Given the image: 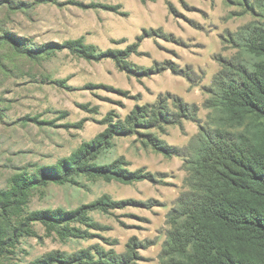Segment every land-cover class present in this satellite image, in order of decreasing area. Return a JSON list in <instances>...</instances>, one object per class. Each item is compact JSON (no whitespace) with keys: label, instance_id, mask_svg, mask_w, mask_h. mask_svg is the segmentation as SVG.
<instances>
[{"label":"rangeland","instance_id":"1","mask_svg":"<svg viewBox=\"0 0 264 264\" xmlns=\"http://www.w3.org/2000/svg\"><path fill=\"white\" fill-rule=\"evenodd\" d=\"M251 24L264 26V0H0V37L42 52L35 60L0 43V190L9 188L14 174L53 165L93 140L109 127L110 114L116 123L160 98L178 111L175 97L197 110L196 120L116 136L100 160L123 157L127 169L150 172L153 180L124 184L82 177L78 185L34 189L29 211L76 209L103 195L125 204L93 212L100 229L87 240L48 237L38 223L36 236L22 238L0 264H28L54 250L72 254L95 246L123 253L132 238L140 243L134 264H167L162 253L172 230L168 215L196 192L194 163L208 136L224 125L212 103L238 71L261 60L244 47ZM146 30L151 36L130 61L152 68L150 74H130L110 58L88 62L67 50L46 51L79 38L102 52L125 49ZM148 134L181 154L156 150Z\"/></svg>","mask_w":264,"mask_h":264},{"label":"trees","instance_id":"2","mask_svg":"<svg viewBox=\"0 0 264 264\" xmlns=\"http://www.w3.org/2000/svg\"><path fill=\"white\" fill-rule=\"evenodd\" d=\"M104 7L118 10V7ZM245 30V50L261 60L251 70L238 71L212 103L224 125L208 136L194 163L196 192L187 194L168 215L172 230L162 253L167 264H264V26L251 24ZM150 34L146 30L137 43L125 49L102 52L79 38L62 45L52 44L46 51L50 54L57 48L67 50L88 62L110 58L125 72L150 74L152 68L144 69L130 61L144 37ZM0 43H9L16 52L35 60L42 56L40 50H30L14 37L2 36ZM174 102L178 111H172L168 101L160 98L158 103L137 106L125 120L116 123L110 114L106 119L109 127L68 157L53 165L14 174L9 188L0 190V258H6L22 238L36 236L34 226L38 223L48 237L56 236L61 241L90 239L91 230L100 229L91 214L121 208L124 201L103 195L76 209L29 211L33 190L51 183L78 185L82 177L124 184L153 180L150 172L127 169L123 157L108 164L100 160L114 147L116 136L131 135L139 128L164 129L167 125L180 124L183 118L196 120V106L176 97ZM189 112L191 115H187ZM148 137L152 146L167 156L182 152L153 134ZM139 244L135 238L130 239L123 253L99 246L72 254L54 250L28 264H134L138 260Z\"/></svg>","mask_w":264,"mask_h":264}]
</instances>
